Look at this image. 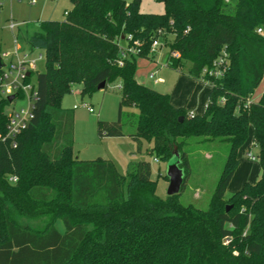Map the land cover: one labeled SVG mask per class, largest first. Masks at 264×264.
Wrapping results in <instances>:
<instances>
[{
  "label": "trees",
  "instance_id": "1",
  "mask_svg": "<svg viewBox=\"0 0 264 264\" xmlns=\"http://www.w3.org/2000/svg\"><path fill=\"white\" fill-rule=\"evenodd\" d=\"M142 1L71 0L63 20L20 30L45 50L46 69L30 125L16 144L0 137V264H264V92L252 98L264 78V0H159L162 13L142 11ZM162 33L174 36L167 65L183 72L190 64L188 74L210 84L204 114L190 116L169 93L137 81V59L152 57ZM220 58V77L204 73ZM102 82L120 83L121 100L117 120H98V135L125 136L124 108L132 107L138 150L147 142L167 160L177 146L186 178L184 138L230 143L208 208L160 197L149 161L123 176L108 159L75 156L63 98L74 84L91 96ZM8 105L0 100V134ZM251 128L262 173L226 198ZM45 215L43 229L19 220Z\"/></svg>",
  "mask_w": 264,
  "mask_h": 264
},
{
  "label": "rangeland",
  "instance_id": "2",
  "mask_svg": "<svg viewBox=\"0 0 264 264\" xmlns=\"http://www.w3.org/2000/svg\"><path fill=\"white\" fill-rule=\"evenodd\" d=\"M145 12H163L164 3L159 0H143L141 3ZM72 7L71 0H0V50L1 52L15 49V37L21 51L30 50V44L26 35L21 31L33 32L35 24L41 20H63L65 9ZM12 24L14 28H12ZM21 30V31H20ZM173 35L159 36L161 47L153 53L152 57H139L137 59L136 78L143 84L164 93L171 94V100L176 105L183 107L187 114H204L206 104L209 101L211 86L206 81L196 82L188 74L190 64H187L183 72L174 70L167 66L166 60L170 53L168 44L173 40ZM37 52V51H35ZM37 53H34L36 55ZM10 62V58H5ZM46 62L38 61L37 70L33 81L36 83L37 74L44 72ZM157 71L158 76L164 78L165 82L156 84L152 74ZM117 83L109 84L104 89H99L93 94L82 95L81 84H74L72 92L65 95L62 107L73 116V151L79 159L103 158L112 161L118 172L126 176L132 166L139 161L145 160L151 163L152 179L157 183V194L165 198L168 195L169 179L168 168L180 160L179 155L174 154L170 159H163L155 152L149 151V145L145 142L142 150H138V143L132 139L130 134L136 132L137 110L125 107L123 129L128 138L118 139L110 136L100 137L98 135V120L114 121L118 119L121 94ZM264 90V78L259 85L256 95ZM257 97V96H256ZM257 99V98H256ZM91 105L95 111L90 112L83 105ZM18 108L25 105L24 100H16L14 103ZM75 105H78L75 108ZM10 108L6 112H10ZM184 150L189 159L188 176L182 191L179 193L180 201L192 204L200 209L209 206L212 195L222 174L227 160L230 143L224 140H206L202 136L184 138ZM251 150L258 154L259 148L254 144L253 129L249 131L247 142L239 150V165L228 187L226 198L232 196L246 182H255L262 173L259 159L253 160L246 153ZM158 159L156 161L155 159ZM50 215L29 219L21 216L23 225H30L37 229H43L49 221ZM58 228L63 229V223H57Z\"/></svg>",
  "mask_w": 264,
  "mask_h": 264
},
{
  "label": "built area",
  "instance_id": "3",
  "mask_svg": "<svg viewBox=\"0 0 264 264\" xmlns=\"http://www.w3.org/2000/svg\"><path fill=\"white\" fill-rule=\"evenodd\" d=\"M32 2L34 3L35 0H32ZM11 27L14 28V25L12 24ZM258 31L262 32V29L259 28ZM136 43L138 42L136 41ZM163 44L164 43H161L159 39L154 40L152 51L155 52L157 48L161 47ZM34 53L37 54L34 55ZM0 54L2 62V67L0 69V100L7 99L9 101V97L14 95V99L9 101V105L7 106V108L11 110L9 113L6 112L8 117L6 132L0 134V137L3 140H10L13 144H16L18 136L30 125L34 116L33 109L38 93L33 77L37 70L38 61H46V52L40 48H31L30 50L21 51L18 45V38L15 37L14 51H0ZM178 55V53H173V56ZM5 58H10V62H5ZM223 62L224 59L222 58L213 62V67L211 69H205L204 73L220 77L223 72L220 66ZM154 75L155 74H152V76ZM159 80L161 79L159 78L158 81ZM115 87L120 90L121 84L117 83ZM20 99L25 101V105L18 108L14 103L16 100ZM83 105L87 107L90 112L95 111L91 105L87 103H83ZM77 107L78 105H75V108ZM192 115L194 114H190V116ZM246 155L253 160L259 159L258 154L253 153L251 150H249ZM155 160L158 161L157 158ZM11 181H17V177H11ZM228 242V240L225 241L226 244H228Z\"/></svg>",
  "mask_w": 264,
  "mask_h": 264
},
{
  "label": "water",
  "instance_id": "4",
  "mask_svg": "<svg viewBox=\"0 0 264 264\" xmlns=\"http://www.w3.org/2000/svg\"><path fill=\"white\" fill-rule=\"evenodd\" d=\"M1 67H2V62H1V54H0V69ZM105 87H106V82H102L99 84L98 89H104ZM13 99H14V95H11L9 97V101H12ZM179 120L183 121V116H181ZM174 154L179 155L180 160L175 164H171L168 168V174H167V177L169 179L168 196L179 194L182 191L186 179L185 170L183 167H181L182 164L181 153L177 146L174 147L173 155ZM226 209L228 211L229 207H227Z\"/></svg>",
  "mask_w": 264,
  "mask_h": 264
},
{
  "label": "crops",
  "instance_id": "5",
  "mask_svg": "<svg viewBox=\"0 0 264 264\" xmlns=\"http://www.w3.org/2000/svg\"><path fill=\"white\" fill-rule=\"evenodd\" d=\"M127 1H131V0H127ZM71 9V8H70ZM69 10V8L68 9H65V12H64V14L67 12ZM141 10L142 11H146V10H144V9H142V6H141ZM158 13H162V12H158ZM169 57V56H168ZM167 61H168V58H167V60H166V63H167ZM168 66V65H167ZM169 67V66H168ZM171 68V67H170ZM173 69V68H172ZM175 70V69H174ZM153 74H157V71H155ZM155 75L154 76H152V78H154L155 80H154V82L156 83V84H159L160 82H165V80H164V78H162V77H160V76H158L157 78H155ZM161 79V80H159L158 81V79ZM137 79V78H136ZM194 81H196V82H199V81H197V80H195V79H193ZM137 81L139 82V83H141V84H143L142 82H140L138 79H137ZM146 85V84H145ZM149 86V85H148ZM151 87V86H150ZM258 89V88H257ZM257 89H256V91H257ZM256 91H255V93L253 94V96H252V98H253V100H258L260 97H261V95L263 94V92H264V90L259 94V95H256ZM170 94V93H169ZM171 95V94H170ZM257 96V97H256ZM257 98V99H256ZM174 103V102H173ZM175 104V103H174ZM176 105V104H175ZM176 106H178V105H176ZM253 129V128H252ZM114 138H118V139H124V138H128V136H127V134L125 135V136H119V137H114ZM147 143V142H146ZM148 144V143H147ZM149 145V144H148ZM94 159H97V158H94ZM93 159V160H94ZM83 160H91V159H83Z\"/></svg>",
  "mask_w": 264,
  "mask_h": 264
}]
</instances>
